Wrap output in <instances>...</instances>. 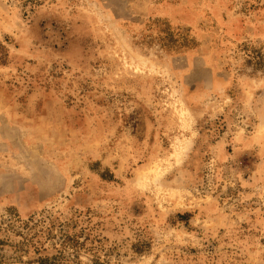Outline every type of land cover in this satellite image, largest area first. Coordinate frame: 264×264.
<instances>
[{
    "label": "rangeland",
    "instance_id": "rangeland-1",
    "mask_svg": "<svg viewBox=\"0 0 264 264\" xmlns=\"http://www.w3.org/2000/svg\"><path fill=\"white\" fill-rule=\"evenodd\" d=\"M0 264H264V0H0Z\"/></svg>",
    "mask_w": 264,
    "mask_h": 264
},
{
    "label": "trees",
    "instance_id": "trees-1",
    "mask_svg": "<svg viewBox=\"0 0 264 264\" xmlns=\"http://www.w3.org/2000/svg\"><path fill=\"white\" fill-rule=\"evenodd\" d=\"M260 56V54H258V57Z\"/></svg>",
    "mask_w": 264,
    "mask_h": 264
}]
</instances>
